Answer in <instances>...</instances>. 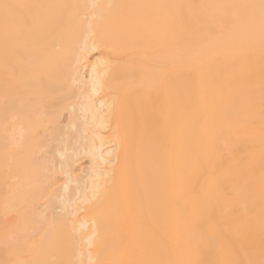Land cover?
<instances>
[{
    "label": "bare ground",
    "instance_id": "obj_1",
    "mask_svg": "<svg viewBox=\"0 0 264 264\" xmlns=\"http://www.w3.org/2000/svg\"><path fill=\"white\" fill-rule=\"evenodd\" d=\"M0 264H264V0H0Z\"/></svg>",
    "mask_w": 264,
    "mask_h": 264
},
{
    "label": "rangeland",
    "instance_id": "obj_2",
    "mask_svg": "<svg viewBox=\"0 0 264 264\" xmlns=\"http://www.w3.org/2000/svg\"><path fill=\"white\" fill-rule=\"evenodd\" d=\"M82 163V164H81ZM81 163L79 162L77 165H75V170H76V172H79L80 173V170H82L87 164V160H83V161H81ZM78 173V174H79ZM62 180L63 179H59V181H58V183L57 184H59V183H61L62 182Z\"/></svg>",
    "mask_w": 264,
    "mask_h": 264
}]
</instances>
